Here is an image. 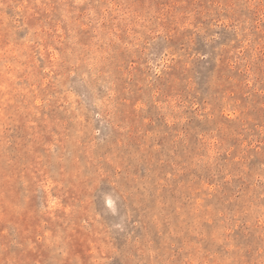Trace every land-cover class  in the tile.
<instances>
[{"label": "rangeland", "instance_id": "374dc122", "mask_svg": "<svg viewBox=\"0 0 264 264\" xmlns=\"http://www.w3.org/2000/svg\"><path fill=\"white\" fill-rule=\"evenodd\" d=\"M0 264H264V0H0Z\"/></svg>", "mask_w": 264, "mask_h": 264}]
</instances>
